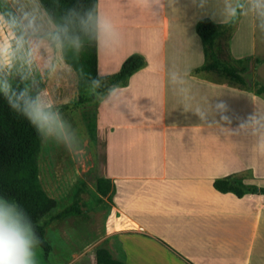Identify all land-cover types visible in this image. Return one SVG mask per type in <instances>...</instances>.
Masks as SVG:
<instances>
[{
    "label": "crops",
    "instance_id": "crops-1",
    "mask_svg": "<svg viewBox=\"0 0 264 264\" xmlns=\"http://www.w3.org/2000/svg\"><path fill=\"white\" fill-rule=\"evenodd\" d=\"M239 3L236 59L256 54L257 0H97V74L146 60L95 108V178L113 188L98 195L118 216L116 248L103 247L126 264H264V193L213 185L264 188V99L193 73L205 61L196 22H228Z\"/></svg>",
    "mask_w": 264,
    "mask_h": 264
},
{
    "label": "rangeland",
    "instance_id": "rangeland-1",
    "mask_svg": "<svg viewBox=\"0 0 264 264\" xmlns=\"http://www.w3.org/2000/svg\"><path fill=\"white\" fill-rule=\"evenodd\" d=\"M0 0V90L22 86L57 119L42 131L38 177L56 206L38 224L48 251L36 246L37 264H91L96 248L113 245L110 230L118 218L95 190L94 126L99 94L94 86L79 90L75 71L51 43L55 25L38 0ZM256 54L245 74L247 86L264 83V0L256 3ZM205 77L229 82L216 72ZM264 99V98H263ZM78 202L82 216H50ZM263 249V248H262ZM80 261V263H77Z\"/></svg>",
    "mask_w": 264,
    "mask_h": 264
},
{
    "label": "trees",
    "instance_id": "trees-1",
    "mask_svg": "<svg viewBox=\"0 0 264 264\" xmlns=\"http://www.w3.org/2000/svg\"><path fill=\"white\" fill-rule=\"evenodd\" d=\"M55 25L51 43L59 44L64 61L75 71L79 90L94 86L96 93L104 95L113 87L126 82L128 77L144 67L145 58L138 53L129 55L118 71L99 76L97 74V0H38ZM241 3L228 22L217 23L209 17L196 22L205 56L204 63L193 70L216 72L239 89L250 90L245 74L249 70L251 57L234 58L229 49V38L240 18ZM253 92L264 98V83L256 81ZM23 94V95H21ZM35 99L22 86L12 85L0 90V197L18 202L30 219L39 245L48 251L44 227L38 222L55 208L56 201L42 188L38 177V153L43 138L42 131L24 114L25 101ZM19 107L14 108L12 103ZM214 187L220 192H232L241 197L257 188L231 176L216 179ZM95 190L109 201L113 193L112 183L107 178H95ZM83 210L74 202L56 212L50 219L81 215ZM96 264H126L112 256L106 247L95 251Z\"/></svg>",
    "mask_w": 264,
    "mask_h": 264
},
{
    "label": "clouds",
    "instance_id": "clouds-1",
    "mask_svg": "<svg viewBox=\"0 0 264 264\" xmlns=\"http://www.w3.org/2000/svg\"><path fill=\"white\" fill-rule=\"evenodd\" d=\"M12 106L19 107L15 103ZM23 111L40 131L46 127L51 130L57 119L55 114L44 110L38 98L25 101ZM39 242L30 219L18 202L0 197V264H37L35 249Z\"/></svg>",
    "mask_w": 264,
    "mask_h": 264
}]
</instances>
